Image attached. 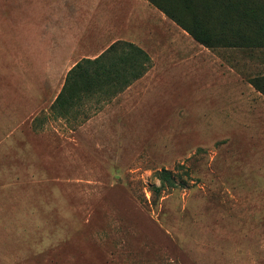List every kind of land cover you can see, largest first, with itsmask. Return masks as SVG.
Returning a JSON list of instances; mask_svg holds the SVG:
<instances>
[{"label":"rangeland","instance_id":"374dc122","mask_svg":"<svg viewBox=\"0 0 264 264\" xmlns=\"http://www.w3.org/2000/svg\"><path fill=\"white\" fill-rule=\"evenodd\" d=\"M117 41L148 73L53 114ZM260 77L263 47L207 48L147 0H0V264H264Z\"/></svg>","mask_w":264,"mask_h":264},{"label":"trees","instance_id":"16d2710c","mask_svg":"<svg viewBox=\"0 0 264 264\" xmlns=\"http://www.w3.org/2000/svg\"><path fill=\"white\" fill-rule=\"evenodd\" d=\"M207 48H264V0H147ZM151 67L150 56L132 42L117 41L96 59L71 68L51 111L64 116L85 105L87 97L115 96L142 79ZM264 95V77L251 81ZM174 186L170 171L158 174ZM162 187H155L158 194Z\"/></svg>","mask_w":264,"mask_h":264}]
</instances>
